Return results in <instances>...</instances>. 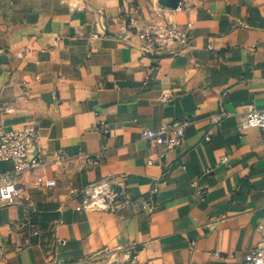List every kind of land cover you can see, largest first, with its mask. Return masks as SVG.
I'll use <instances>...</instances> for the list:
<instances>
[{
	"label": "crops",
	"instance_id": "1",
	"mask_svg": "<svg viewBox=\"0 0 264 264\" xmlns=\"http://www.w3.org/2000/svg\"><path fill=\"white\" fill-rule=\"evenodd\" d=\"M161 1L0 0V125L35 126L57 181L11 176L3 264H245L264 245V137L239 128L264 109V0ZM158 21L187 46L143 50L134 26ZM184 119L174 148L141 137ZM98 181L122 204L85 207Z\"/></svg>",
	"mask_w": 264,
	"mask_h": 264
},
{
	"label": "built area",
	"instance_id": "2",
	"mask_svg": "<svg viewBox=\"0 0 264 264\" xmlns=\"http://www.w3.org/2000/svg\"><path fill=\"white\" fill-rule=\"evenodd\" d=\"M187 8L186 0H180L174 11L185 10ZM133 19H130L132 24ZM187 27L191 26V22L186 23ZM140 39L141 48L145 51L157 52L158 48L170 42L179 41L185 47L187 46L188 32L179 28L174 24L164 21L143 24L141 28L134 26ZM8 110H12L11 107ZM223 113L213 115L214 121H219ZM189 124L188 119L176 120L165 123L159 128L143 129L141 137L150 141L153 145H164L167 148H174L181 143L186 126ZM256 127L260 129L264 137V109L252 108L244 116L239 125L241 131L248 128ZM105 133L109 129L104 128ZM39 135L37 129L33 125H28L23 129L6 130L0 125V161H11L13 168L0 172L2 183L0 184V201L14 202L21 195L16 179L11 178L13 175H20L27 171H37L44 165L41 154L38 151ZM85 158L90 160L91 164L99 163L100 156L96 155L93 159H89V155ZM227 157L222 159L225 162ZM57 183L56 179L48 178L44 173L36 172L35 184L38 186L52 187ZM86 198L84 206L90 209L107 208L109 201L112 199L117 202V206L121 205L118 200V192L114 191L108 182L98 181L91 183L87 188L83 189ZM113 195V196H112ZM245 264H264V245L254 248L245 259Z\"/></svg>",
	"mask_w": 264,
	"mask_h": 264
},
{
	"label": "water",
	"instance_id": "3",
	"mask_svg": "<svg viewBox=\"0 0 264 264\" xmlns=\"http://www.w3.org/2000/svg\"><path fill=\"white\" fill-rule=\"evenodd\" d=\"M163 4L169 5L171 8H176L179 0H162Z\"/></svg>",
	"mask_w": 264,
	"mask_h": 264
},
{
	"label": "rangeland",
	"instance_id": "4",
	"mask_svg": "<svg viewBox=\"0 0 264 264\" xmlns=\"http://www.w3.org/2000/svg\"><path fill=\"white\" fill-rule=\"evenodd\" d=\"M0 264H3V260H2V258H1V256H0Z\"/></svg>",
	"mask_w": 264,
	"mask_h": 264
}]
</instances>
